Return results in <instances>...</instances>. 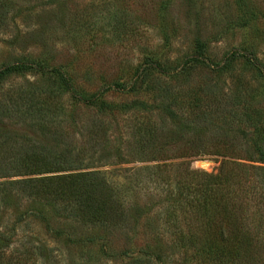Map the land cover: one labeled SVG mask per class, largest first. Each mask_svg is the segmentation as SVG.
Wrapping results in <instances>:
<instances>
[{
	"label": "rangeland",
	"instance_id": "obj_1",
	"mask_svg": "<svg viewBox=\"0 0 264 264\" xmlns=\"http://www.w3.org/2000/svg\"><path fill=\"white\" fill-rule=\"evenodd\" d=\"M197 40L204 45L207 59L214 63L240 49L255 52L264 65V0H0V69L16 63L59 68L76 90L88 97L116 85L127 89L134 84L132 92L105 91L102 99L114 108L111 112L84 107L65 97L62 115L58 104L60 123L56 128L62 133V139L57 140L61 141L58 150L68 149L73 156H85L88 164L101 165L92 170L122 174L132 168L161 164L171 157L167 162L176 164L170 169L171 180L183 176L186 165L181 164L190 160L194 170L206 174L219 172L221 157L182 158L186 155L182 151L184 141L176 142L177 138L162 131L153 132L156 148L142 156L148 162H137L140 156L135 148L139 137L136 128L146 122L171 127L162 111L164 106L189 109L207 86H217L220 93L232 98L243 97L245 93L257 97L264 91L263 79L243 59H235L221 76L210 67L193 64L177 78L153 71L144 79H137V71L148 60L168 70L179 68L187 56L196 52ZM34 84L52 91L60 88L58 79L52 75L27 72L1 83L0 98L10 90H30ZM133 101L144 102L150 114L126 111L125 105ZM242 119L239 122H244ZM233 125L237 134L244 128ZM0 127L57 144L54 133H42L39 126L35 129L10 120ZM197 130L176 135L202 141L207 147L214 145L217 132L211 124H199ZM98 131H106L108 147L104 150L93 147ZM129 174L121 175L124 189L128 182L123 177ZM158 184H147L149 189L142 185L137 188V184L136 188L153 196L152 202L157 203L160 192L168 191L167 182ZM0 212V226L14 223L13 211L3 207ZM160 219L151 215L132 231L118 229L110 234L101 229L58 223L75 244L52 240L41 222L28 219L20 226L14 241L19 246L21 239L30 233L33 242L53 248L55 261L43 264H118L116 254L139 255L147 246L154 248L155 253L159 245L163 246L160 254L165 264H213L207 253L180 249L171 242L175 239L173 231ZM91 238L100 244L88 245L85 241ZM249 254L245 259L240 257L241 264H264V247Z\"/></svg>",
	"mask_w": 264,
	"mask_h": 264
},
{
	"label": "trees",
	"instance_id": "obj_2",
	"mask_svg": "<svg viewBox=\"0 0 264 264\" xmlns=\"http://www.w3.org/2000/svg\"><path fill=\"white\" fill-rule=\"evenodd\" d=\"M196 47V52L174 70L148 60L137 71V79L142 80L153 71L177 78L193 64L210 67L221 76L235 59H243L264 81V65L255 52L237 49L222 62L214 63L205 56L200 40ZM27 72L52 75L58 79L60 88L52 91L34 84L30 90L8 91L0 98V124L15 120L35 129L39 126L42 133L52 131L57 144L52 145L47 139L39 140L37 135L29 137L0 127V210L7 208L15 216L12 225L0 226V264L55 261L53 248L33 242L30 233L21 239L19 246L15 245L14 238L28 219L41 222L52 240H68L75 244L77 242L58 223L101 229L110 234L118 229L132 231L147 217L157 215L172 229L175 239L171 242L180 249L207 253L213 264H241L240 257L245 259L249 253L264 247V166L242 162L264 165V91L257 97L245 93L243 97L232 98L220 93L217 86H207L189 109L169 105L161 108L171 127L165 123L153 126L146 122L136 128L139 137L135 148L140 156L137 162H148L142 156L152 147L156 148L153 132L162 131L177 138L176 142L184 141L182 151L186 155L182 158L217 156L223 159L222 167L217 174H206L192 169L190 160L181 164L186 165L183 176L171 180L170 169L176 164L167 162L171 158L167 157L163 163L152 167L124 171L130 173L123 177V181L128 182L124 189L121 183L124 172L92 170L101 165L88 164L85 156H73L68 149L59 151L61 141L57 140L62 139V133L56 127L60 123V109L63 115L65 97L84 107L111 112L114 108L102 99L105 91L132 92L134 84L127 89L124 85H116L88 97L79 93L59 68L33 63H16L0 69V84L11 76ZM125 110L151 112L141 101L125 105ZM240 119L244 122H239ZM207 123L217 132L212 146L176 135L196 132L199 124L206 126ZM233 124L244 128L237 134L232 129ZM105 132H96L93 147L101 150L108 147ZM165 182L168 191L160 192L157 203L152 202L153 196L137 190L139 185L149 189L150 183L157 186ZM85 242L90 246L100 244L92 238ZM101 247L106 246L101 244ZM146 248L139 255L125 252L127 254H119V257L114 253L115 261L118 260V264H165L160 254L163 246L156 247L155 253L151 246Z\"/></svg>",
	"mask_w": 264,
	"mask_h": 264
}]
</instances>
